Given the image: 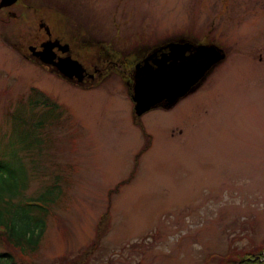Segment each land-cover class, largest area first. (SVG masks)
<instances>
[{
	"label": "rangeland",
	"instance_id": "374dc122",
	"mask_svg": "<svg viewBox=\"0 0 264 264\" xmlns=\"http://www.w3.org/2000/svg\"><path fill=\"white\" fill-rule=\"evenodd\" d=\"M64 6L79 17L71 26L67 14L59 17L60 6H53L59 8L53 19L29 12L0 23V162L16 169L18 192L29 181L25 198L53 187L34 263L54 264L83 249L109 202L110 227L91 264H219L229 248L264 246V0H65ZM38 18L44 32L65 26L83 36L74 49L85 66L98 46L82 40L103 39L96 36L102 31L119 52L137 43L142 49L159 35L213 46L223 59L170 109H152L133 117L134 124L129 86L119 76L83 90L22 59L41 38ZM82 20L87 29L77 26ZM144 54L128 63L140 64ZM32 88L66 111L56 107L47 120L29 104ZM138 125L151 136L141 153ZM132 173L129 184L112 191Z\"/></svg>",
	"mask_w": 264,
	"mask_h": 264
},
{
	"label": "trees",
	"instance_id": "16d2710c",
	"mask_svg": "<svg viewBox=\"0 0 264 264\" xmlns=\"http://www.w3.org/2000/svg\"><path fill=\"white\" fill-rule=\"evenodd\" d=\"M29 104L34 110L41 108L47 120L54 115L53 109L60 108L66 111L64 106L52 102L47 96L36 89L30 90ZM37 98L35 101L33 99ZM64 107V108H63ZM64 111V112H65ZM62 112L58 114V117ZM50 128L58 126V122L49 123ZM144 138L145 145L141 152H145L151 146V136L142 125H138ZM133 173L128 179L118 183L112 191L118 192L123 186L130 183ZM16 178V169L9 164L0 162V264H35L33 256L39 248L41 239L46 230L47 218L51 212L54 199L48 194L53 187H48L35 198H25V188L18 192L19 184ZM20 181V179H19ZM21 195L25 201L21 202ZM110 202L107 210L100 215L92 240L78 250L75 254H62L54 260V264H91L96 259V253L103 238L110 227ZM253 244L252 240H249ZM248 243V244H249ZM216 257V256H215ZM214 257V258H215ZM95 258V259H94ZM219 264H264V246L249 250L229 248L228 252L219 256Z\"/></svg>",
	"mask_w": 264,
	"mask_h": 264
},
{
	"label": "flooded vegetation",
	"instance_id": "af4514ba",
	"mask_svg": "<svg viewBox=\"0 0 264 264\" xmlns=\"http://www.w3.org/2000/svg\"><path fill=\"white\" fill-rule=\"evenodd\" d=\"M55 1H58L59 5H55ZM64 2L65 0H46V1L45 0H17L11 6L0 8V14H1L0 23H2L3 25H9L11 19H15L17 17H19V19L20 18L22 19L29 12L35 15L42 14V12H46V13L51 14L50 19H53L54 15L58 14V10H59V8L53 7V6H60L61 11L59 12L60 14L59 17L64 19V14H67L70 20L65 21V22L67 25L71 26L69 23H71L72 21H75L76 18L79 19V17L74 15L73 12L69 13L67 11H64V7H66L64 6ZM69 2L71 4L73 3L71 1ZM37 21H38V32L40 33V36H41L38 43H42L46 41L48 38L52 41L57 40L60 44L67 45L69 50L67 53L64 54V53H61L58 47H54L53 53L56 59L69 55L71 59L77 60L76 56L77 54H79V51L77 49L75 51L74 48H75V43L76 45L78 43H82L81 39L83 36H80V33H77L75 29L72 27H69L70 29H67L65 28V26L61 27V26H53V25L49 27L48 32L46 31L44 32V27L42 28L39 27L41 18H38ZM88 23L89 22H85V21L79 22L77 26H83L85 29H87L89 27V25H87ZM96 36H102L103 39L99 37H95V38H99V40H95V41L82 40V41L88 42L89 44H94V46H98L97 56L95 59V61L97 60L100 62V64L98 65V68L92 65V63H90L91 65L89 67L81 63L83 67L85 68L82 82L80 84H77V81L75 79L73 80V82H68L65 80L71 86L76 87L78 89H83V90L90 89L93 86H96L99 83L103 82L105 79H107V77H109V75L110 76L116 75V76H119L117 78H120V77L122 78V75L118 73L117 71H115L113 67L117 68L119 72L125 75L126 78L124 80L127 83L132 82L136 72L140 69H138L139 67L138 61H135L134 63H128L129 62L128 59L134 56L135 54H137L138 52H140L141 50L145 51V54L143 57H146L149 54H151L150 60H145V61H150L151 63L156 64V66L165 65V63L170 61L169 59H171V61L176 62L178 58L177 54L179 52L178 42H181L177 39L165 41L159 35L158 37H156L155 35H152L150 37L151 39L148 38L147 43L144 46L141 45L142 49L140 48V45H138L137 43L135 44L137 47L135 46L131 51H126L125 53V52H119L114 48L115 44H117L116 42L114 44V42H112L110 39L106 40L108 35L106 34L105 31L104 32L102 31V34L100 35L96 34ZM114 38L115 40H117L116 35ZM151 42L153 44H151ZM28 47L29 46H27V48ZM34 47H36L37 50L39 48L37 46H34ZM183 55H185L184 52H183ZM143 57H140V60ZM22 59H24L25 61L27 60L28 63L30 62L32 65H36L37 67H40L48 71L52 75H55L61 78V76L55 71L54 68L41 64L40 62H38L36 58L32 57L30 54L25 53V55H22ZM143 62L144 61L141 60L140 64H142ZM210 70L208 71V73L210 72ZM190 91L187 94H189ZM163 106L164 107H161L163 110H168L173 105L165 106V104H163ZM157 107L159 108V105ZM132 123L135 124V120L133 116H132Z\"/></svg>",
	"mask_w": 264,
	"mask_h": 264
},
{
	"label": "water",
	"instance_id": "95a60500",
	"mask_svg": "<svg viewBox=\"0 0 264 264\" xmlns=\"http://www.w3.org/2000/svg\"><path fill=\"white\" fill-rule=\"evenodd\" d=\"M16 1L17 0H1L0 8L11 6ZM204 50L207 56H198V52L195 54L196 56H193L192 61L179 60V62H174L170 67H159L162 69L161 71H152L150 74L146 73L142 77H137L138 74H135L134 89L136 96L133 98L135 103L134 106L137 109L135 115L141 116L148 112L158 105L160 99L167 98L166 103L172 104L178 98L183 97L204 75L198 73L196 68L205 66L204 69L208 70L214 63L222 58L214 47H208ZM29 51L43 64L55 66L50 61V57L45 50L36 51L35 48L30 47ZM70 62L76 63L73 60H70ZM76 64L78 65V63ZM56 69L63 77H67L69 80L73 79V75H68L66 67L56 65ZM140 72L142 73L143 71L141 70Z\"/></svg>",
	"mask_w": 264,
	"mask_h": 264
},
{
	"label": "bare ground",
	"instance_id": "6f19581e",
	"mask_svg": "<svg viewBox=\"0 0 264 264\" xmlns=\"http://www.w3.org/2000/svg\"><path fill=\"white\" fill-rule=\"evenodd\" d=\"M178 44H179L178 47L180 49L177 47L178 50H179V52L177 54V56H178L177 62H179V60H184V61L190 60V61H192L193 56H196L195 54L198 53V52H199L198 56H207V54L205 53L204 49L208 48L209 46H206L204 44H195V43L188 42V41H185V40H183L181 42H178ZM36 46L39 47L37 51L45 50L48 53L47 55H49L50 61L55 65L54 66L55 68H56V65H60V66L66 67V70H68V72H67L68 75H73V77L75 79H77V80L79 79L80 82L78 81L77 84H80L82 82L81 80H83V74H84L85 68L80 63L81 62L80 60L83 58V56L81 54H77V56H76V59L78 61H80V62H78L77 60L71 59V57L69 55H66V56H64L62 58L56 59V57H55V55L53 53V48L54 47H58L59 50L61 51V53H64V54L67 53L69 49H68L67 45H62L57 40L56 41H52L49 38L46 41L42 42V43L36 44ZM183 52L185 53V55H183ZM150 56H151V54H149L146 57H143L141 60L144 61V62L142 64H139L138 69L143 71L142 72L143 76L146 73L150 74L152 71H156V70H160L161 71L162 70L159 67H157L156 64H153L150 61H145V60H150V58H151ZM70 60L71 61L72 60L75 61L76 63H78V65L76 63H71ZM86 60H87V62L89 61L88 59H86ZM169 60L170 61L165 63V65H169V67H170V66H172L173 62H171V59H169ZM38 62H40V61H38ZM41 64H43V63H41ZM99 64H100V62L97 61V60L96 61L95 60L92 61V65L96 66V68H98ZM43 65H45V64H43ZM90 65L91 64L88 63L87 67H89ZM113 68H114L115 71H117L118 73H120L122 75V78L120 77V79H125L126 78L125 75H123L121 72H119L117 68H115V67H113ZM204 68H205V66H201V67L196 68V71L198 73L204 74L203 78L207 75V73L209 71V69L208 70L206 69L207 70L206 71ZM55 71L58 74H60L59 71H57V69H55ZM65 78L68 79L67 77H65ZM134 80L135 79H133L132 82H129L128 86H129V98H130L132 104L135 105V103L133 101V98H135V96H136L135 95V89H134V86H135ZM70 81H73V80H70ZM159 101H160L158 103L159 107H164L163 104H165V102L167 101V98L160 99ZM136 111H137V109L135 108V106L132 107L131 112H133L135 114Z\"/></svg>",
	"mask_w": 264,
	"mask_h": 264
}]
</instances>
